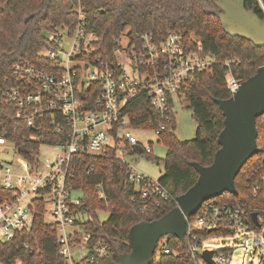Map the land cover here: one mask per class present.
Returning a JSON list of instances; mask_svg holds the SVG:
<instances>
[{"label":"built area","instance_id":"2783aa9c","mask_svg":"<svg viewBox=\"0 0 264 264\" xmlns=\"http://www.w3.org/2000/svg\"><path fill=\"white\" fill-rule=\"evenodd\" d=\"M76 10L78 21L71 32L62 27L52 29L40 60L34 63L18 57L13 75L5 78L3 96L16 107V117L33 131L23 140H30L36 148L31 151L26 144L19 145L0 134V149L9 154L8 159L0 160V187L9 192L0 199V241L10 242L21 231H29L42 203L44 221L55 226L60 253L67 264H99L109 253V246L86 228L89 216L78 210L84 197L83 190L75 185L78 163L84 157L106 156L113 149L128 166L129 180L135 184L144 208L154 204L157 197L172 199L158 179L137 169L128 158L129 154L137 158L144 152L153 153V144L143 147L134 140L124 111L133 100L146 95L160 117L158 127L152 130L162 143L160 134L172 121L176 100L184 98L189 80L218 60L203 43L189 46L178 32L162 40L151 32L129 34L127 43L122 33L113 50L115 60L103 59L95 55L98 35L88 28L84 8L79 5ZM233 62H223L229 69L227 86L232 94L241 82L231 70ZM43 149L50 151L45 158L41 157ZM97 188L102 190V184ZM258 190L255 186V193ZM216 198L205 201L188 219L190 254H200L201 264H209L202 258L204 243L240 232L253 236L242 246L245 255L250 252L264 264V213H258L256 224L245 207ZM205 230H218L221 235L200 238L197 233ZM213 252L216 264L231 263L230 248Z\"/></svg>","mask_w":264,"mask_h":264},{"label":"trees","instance_id":"16d2710c","mask_svg":"<svg viewBox=\"0 0 264 264\" xmlns=\"http://www.w3.org/2000/svg\"><path fill=\"white\" fill-rule=\"evenodd\" d=\"M217 0H0V134L19 145L26 144L32 151L36 148L30 140L32 130L16 117V107L6 101L2 90L5 78L13 75V64L18 57L37 63L41 49L49 44L48 33L55 28H68L71 32L78 21L77 6L86 13L90 30L98 35L95 55L115 60L113 53L116 39L130 27V35L151 32L162 40L172 32H178L189 46L203 43L205 50L218 60L212 68L193 75L187 84L184 100L192 110L197 122L193 139L181 140L176 130V116L168 128L160 134L167 147L164 171L158 178L172 195V199L155 198L157 204L146 208L133 182L129 180L128 166L116 157L115 150L106 156L84 157L78 163L75 185L84 192L78 210L89 216L86 228L94 237L103 238L109 253L99 264H115L119 257L130 252L128 233L139 222L160 218L177 205V197L192 187L199 177L193 163L203 166L212 164L220 145L218 137L224 127V115L217 99L232 96L227 86L228 68L226 60L234 59L231 70L235 77L246 80L264 65V46L228 32L218 12ZM245 8L264 19L259 0H244ZM124 113L128 125L133 129H155L160 117L150 106L148 97L141 95L126 107ZM118 126L115 127L116 135ZM258 146L260 151L243 166L235 179L238 194H225L216 200L235 203L245 207L249 213H264V115L257 118ZM152 156L153 153H143ZM30 158V155H24ZM102 184V190L97 188ZM255 186L259 190L255 193ZM103 192V197L100 193ZM9 192L0 187V199ZM100 210L109 212L101 221ZM43 205L29 231L23 230L10 242L0 241V261L13 264L21 260L24 264H67L60 253L55 226L44 221ZM200 238L211 234L221 235L218 230L197 233ZM166 239V240H165ZM170 253H166V249ZM33 252V253H32ZM153 264H201L200 254H190V239L182 242L174 235H167L158 242Z\"/></svg>","mask_w":264,"mask_h":264},{"label":"water","instance_id":"95a60500","mask_svg":"<svg viewBox=\"0 0 264 264\" xmlns=\"http://www.w3.org/2000/svg\"><path fill=\"white\" fill-rule=\"evenodd\" d=\"M223 24L232 35L264 46V19L245 8L244 0H217ZM224 115V127L219 134V149L212 164L193 165L199 177L195 184L177 197V205L160 218L134 224L128 233L130 252L123 254L115 264H153L158 242L167 235H174L185 242L188 219L207 200L226 192L238 194L235 179L245 163L260 151L258 146L257 118L264 115V65L246 80L228 99H217ZM142 152V147L136 145ZM27 153L28 149L24 148ZM251 216L256 224L258 213ZM33 253V252H32ZM213 251L204 250L202 258L216 264Z\"/></svg>","mask_w":264,"mask_h":264},{"label":"rangeland","instance_id":"374dc122","mask_svg":"<svg viewBox=\"0 0 264 264\" xmlns=\"http://www.w3.org/2000/svg\"><path fill=\"white\" fill-rule=\"evenodd\" d=\"M130 27H126L123 34V42L127 43L128 35L130 34ZM69 48V46H67ZM129 68V67H128ZM176 116V134L181 140L193 139L196 135L197 122L193 116L192 110L188 107L187 102L182 99L176 100L174 108ZM133 138L136 142L142 144L143 147H147L151 142L153 145V155L144 156L140 154L137 158L129 154L128 158L133 162V165L150 176L151 178L158 179L164 171V159L167 153V147L165 144L161 143L158 136L153 130H142V129H131ZM50 154L48 149H43L41 157L45 158ZM18 155L15 156L17 158ZM9 154H5L4 151L0 149V160L8 159ZM77 196H81V193H76ZM109 212L107 210H100L98 212V217L101 221L108 218ZM261 233V232H259ZM251 235L238 232L231 237H220L214 238L204 243L203 249L212 250L215 252H221L228 248L231 249V263L230 264H259L258 258L253 256L252 253L245 255V251L242 248L245 242H251Z\"/></svg>","mask_w":264,"mask_h":264},{"label":"crops","instance_id":"0c3cea01","mask_svg":"<svg viewBox=\"0 0 264 264\" xmlns=\"http://www.w3.org/2000/svg\"><path fill=\"white\" fill-rule=\"evenodd\" d=\"M176 104V103H175Z\"/></svg>","mask_w":264,"mask_h":264}]
</instances>
